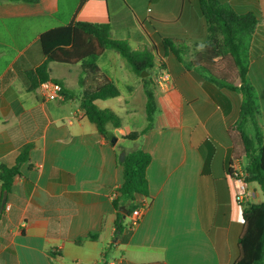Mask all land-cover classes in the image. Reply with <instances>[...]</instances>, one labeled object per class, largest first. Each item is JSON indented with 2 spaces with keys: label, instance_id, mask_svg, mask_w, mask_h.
I'll return each instance as SVG.
<instances>
[{
  "label": "crops",
  "instance_id": "0c3cea01",
  "mask_svg": "<svg viewBox=\"0 0 264 264\" xmlns=\"http://www.w3.org/2000/svg\"><path fill=\"white\" fill-rule=\"evenodd\" d=\"M218 1L239 13L252 12L259 21L249 76L263 120L264 0ZM57 10L58 0L0 1V36L5 39L0 38V58L3 49L17 50L0 75V172L29 148L11 188L0 182V206L7 191L0 212V264H97L107 249L108 264H234L243 214L264 202L261 186L249 182L247 200L237 203L229 174L232 163L243 170L247 165L244 157L234 158L243 148L229 134L239 119L242 95L218 86L197 68H187L163 45L164 39L176 40L186 59L199 56L206 45L199 0H84L78 11L76 20L108 24L113 38L155 57L150 77L159 113L152 128L129 147L121 146L123 137L147 126L143 78L149 74L136 75L119 53L107 51L97 60L120 90L117 98L97 101L121 118L120 128L109 126L115 143L89 120L80 99L62 93L81 95L79 65L49 64L62 91H29L25 72L46 59L38 37L19 46L28 32L37 31L26 20ZM158 76L166 79L164 86L156 82ZM247 130L264 141L262 121ZM133 148L152 156L148 197L132 202L146 209L139 225L131 228V214L121 206L124 227L116 236L113 203L123 182L118 159Z\"/></svg>",
  "mask_w": 264,
  "mask_h": 264
},
{
  "label": "trees",
  "instance_id": "16d2710c",
  "mask_svg": "<svg viewBox=\"0 0 264 264\" xmlns=\"http://www.w3.org/2000/svg\"><path fill=\"white\" fill-rule=\"evenodd\" d=\"M0 1L33 4L39 2V0ZM199 2L206 39V45L202 47L199 56L192 60L186 59L184 49L178 47L176 40L164 39V48L166 52H172L174 57L183 62L187 68H197L207 73L209 80L218 86L242 95L239 119L229 130L234 142L243 148V151L235 153L234 158L246 159V180L257 182L264 193V141L253 138L247 130L249 124L258 127L260 115L259 97L249 76L252 44L259 21L254 13H239L229 3L218 0H199ZM83 3L84 0H58V10L54 14L26 20L29 26L37 31L28 32L25 41L19 43V46L27 45L38 37L40 51L46 59L42 65L25 72L24 76L29 83L28 89L36 92L43 82L58 83V80H54L51 76L50 63L79 65L82 70L79 80L81 95L76 97L72 95L73 91L66 90L62 93L69 99H80L81 109L89 120L96 125L103 136L112 140L115 136L109 126L120 128L121 118L110 109H101L97 101L117 98L120 96V90L100 69L97 60L107 51L119 53L136 75L142 77L143 72L149 74L148 77L143 78L147 126L142 131H134L123 137L125 142L134 144L152 128L159 113L154 82L150 77L155 67V57L148 51H134L125 40L113 38L108 24L76 20ZM0 38L5 40L2 35ZM10 40L7 42L12 43L13 39ZM3 51L4 56L0 58V75L17 54V50L14 49H3ZM255 141L258 143L255 144ZM125 151L126 157L121 164L123 182L116 191L113 203L118 211L116 236L124 227L122 225L124 214L119 212L120 207L127 204L129 216L137 207L132 205L135 198L148 197L149 192L147 169L152 162L151 154L139 148ZM28 157L29 148L25 147L14 166L10 168L2 166L0 182L5 189L11 188ZM91 238L97 239L96 236ZM238 251V258L234 264H264V202L245 210ZM109 255L110 251L105 250L102 261L97 264H108Z\"/></svg>",
  "mask_w": 264,
  "mask_h": 264
},
{
  "label": "built area",
  "instance_id": "2783aa9c",
  "mask_svg": "<svg viewBox=\"0 0 264 264\" xmlns=\"http://www.w3.org/2000/svg\"><path fill=\"white\" fill-rule=\"evenodd\" d=\"M156 82L160 86H164L166 79L161 76L157 77ZM41 89L48 91V90H55L57 92L61 91V86L56 84L52 81H46L41 84ZM231 171L229 174L231 175L235 187V200L237 203L242 204L244 203L248 196H249V182L246 180V171L239 168L237 163H232ZM146 209V205L143 204L142 206H137L131 213V220L129 223V227L135 228L139 225L144 211ZM115 264V263H110Z\"/></svg>",
  "mask_w": 264,
  "mask_h": 264
},
{
  "label": "water",
  "instance_id": "95a60500",
  "mask_svg": "<svg viewBox=\"0 0 264 264\" xmlns=\"http://www.w3.org/2000/svg\"><path fill=\"white\" fill-rule=\"evenodd\" d=\"M145 75L147 76L148 73L143 72L142 76H145ZM116 141H117V138H115V137L112 138V140H111L112 143H115ZM125 157H126V152L122 151L121 154L119 155V159H118L119 163L122 164L124 162V160H125ZM6 200H7V191L4 192V197H3V200H2V203H1V206H0V212L3 211V209H4L5 205H6ZM121 211L124 212V214L128 213V210H127V208H125V206H122Z\"/></svg>",
  "mask_w": 264,
  "mask_h": 264
},
{
  "label": "rangeland",
  "instance_id": "374dc122",
  "mask_svg": "<svg viewBox=\"0 0 264 264\" xmlns=\"http://www.w3.org/2000/svg\"><path fill=\"white\" fill-rule=\"evenodd\" d=\"M154 58V57H153ZM260 119V118H259ZM261 121H262V123H264V119L262 120V119H260L259 121H258V126L260 127V125H261ZM121 144V146L122 147H129L130 145H131V143L129 144V143H127V142H121L120 143Z\"/></svg>",
  "mask_w": 264,
  "mask_h": 264
}]
</instances>
